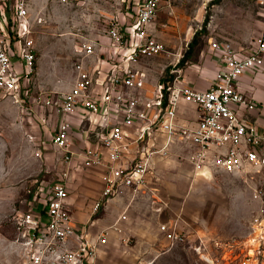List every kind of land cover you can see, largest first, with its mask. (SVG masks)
Listing matches in <instances>:
<instances>
[{"label": "rangeland", "instance_id": "rangeland-1", "mask_svg": "<svg viewBox=\"0 0 264 264\" xmlns=\"http://www.w3.org/2000/svg\"><path fill=\"white\" fill-rule=\"evenodd\" d=\"M29 2L37 68L41 59L45 86H39L36 69L27 97L0 101V264H24L20 244L15 242L14 217L25 213L36 195L37 207L44 206L51 185L66 170L63 151L52 140L61 117L44 100L47 95L61 98L75 82L73 69L81 57L76 33L90 29L107 33L112 22L126 26L140 0ZM160 5L154 31L168 51L142 60L148 76L146 94L170 76L178 60L187 79L201 66L217 72L214 41L250 52L264 37V0H161ZM194 37L192 50L184 57ZM199 83L208 88L207 78ZM55 85L61 89L53 90ZM188 113L193 116L195 112L189 109ZM95 136L90 133L87 138L75 125L71 145L81 150ZM193 151L188 142H178L157 157L146 193L132 201L127 215H117L119 200L112 202V215L100 211L96 217L104 219L102 226L119 222L101 247L98 264H243V247L254 235L252 223L264 210L263 203L253 197L254 189L264 188V182L258 176L247 178L211 165L197 169ZM76 163L77 158L71 172L80 168L77 172L83 175L87 169ZM80 181L77 177L74 184ZM75 217L81 227L89 218L84 212ZM162 225L175 228L187 239L171 241ZM99 227L96 222L91 230L97 232Z\"/></svg>", "mask_w": 264, "mask_h": 264}, {"label": "built area", "instance_id": "built-area-1", "mask_svg": "<svg viewBox=\"0 0 264 264\" xmlns=\"http://www.w3.org/2000/svg\"><path fill=\"white\" fill-rule=\"evenodd\" d=\"M160 2L140 0L131 23H111L106 34L117 61L102 81L78 62L71 89L61 98L45 97L44 105L61 117L52 140L63 151L66 170L51 185L44 206L37 207L36 195L30 208L14 217L15 242L20 244L24 264H98L99 251L108 242L110 230L118 229L119 219L93 232L94 217L114 198L128 195L132 202L146 193L156 158L178 142L194 148L197 169L211 165L247 178L258 176L264 182V131L244 114L257 103L238 86L243 73L263 68L264 37L250 52L235 49L229 42H212L218 68L205 90L182 83L178 60L171 78L157 82L151 94H145L148 76L142 60L168 51L154 31ZM33 34L29 0H0V101L18 102L30 94L37 69ZM95 48L94 42H81L78 52L88 57ZM183 104L194 105L195 119L180 121ZM75 125L87 138V132L96 133L95 141L87 139L81 150L71 145ZM75 158L77 166L104 169V188L82 227L67 202ZM253 197L264 205V188L256 186ZM262 214L252 223L254 235L243 247V264H264V210ZM162 230L175 243L187 239L167 225Z\"/></svg>", "mask_w": 264, "mask_h": 264}, {"label": "crops", "instance_id": "crops-1", "mask_svg": "<svg viewBox=\"0 0 264 264\" xmlns=\"http://www.w3.org/2000/svg\"><path fill=\"white\" fill-rule=\"evenodd\" d=\"M76 34H78L77 36H80V41H77V43H81V42L95 43L96 45L95 53L88 57L81 56L78 59V62H82L84 64L86 70L90 73L91 76L94 77L95 80L102 81L105 78L107 72L111 69L113 63L117 61V55L114 54V47L112 46V42L110 41L105 31L93 32V30L90 29L89 31L76 33ZM71 40L72 42L73 41L76 42L75 39L72 37ZM89 62H92L91 66L88 64ZM41 64H42V60L40 59L37 68V75H38L37 80H39V86L44 87L45 85L42 83V78H41V73H42ZM73 70L74 72H76L77 75V69L74 68ZM215 74L216 72L211 71L205 66L204 67L201 66L198 70L194 72L193 75L188 76L189 79L182 76L183 78L181 80L182 83L187 86H191L193 88L200 90H205L204 87L199 83L200 80L203 78H207V85L209 87L214 80ZM238 86L243 93L252 97L257 103V107L254 110H252L250 113H248L247 111L244 113L245 116L249 118L251 121H253L260 130L264 131V66L263 68L257 71L243 73L239 78ZM60 89H61L60 86L57 85L53 86V90H60ZM189 109L194 110L195 113L193 116L188 113ZM196 116L197 113L194 109V105L183 104L181 106L179 113V119L181 122L185 123L187 122L188 119H195ZM90 133L87 132L88 135ZM90 141L92 140L90 139ZM87 143L88 140L86 141V144ZM86 169L87 170L83 175H79L77 172L78 170H73L71 172L68 181L69 196L67 202L74 217L75 215H79V213L81 214V212H84L85 215L89 217L91 214L92 203L101 195V192L104 188V182L102 178L104 174V169L97 166L87 167ZM77 177L80 178L81 181L80 183L78 182V185H75L74 179ZM129 200L130 197L128 195H125L123 197H117L110 200L103 209L104 210L103 215H106L107 213L109 215H112L111 212L109 211L113 207L112 206L113 201L120 202L117 215H127L126 212L133 204L132 202H129ZM120 209L122 210L119 211ZM75 219L77 225L80 226L82 223L79 222L78 218L75 217ZM102 221L104 222L103 218L100 219L97 218L96 221L94 222V224H96V222H99L100 225L99 230L112 225L110 224V225L102 226V224L100 223Z\"/></svg>", "mask_w": 264, "mask_h": 264}, {"label": "trees", "instance_id": "trees-1", "mask_svg": "<svg viewBox=\"0 0 264 264\" xmlns=\"http://www.w3.org/2000/svg\"><path fill=\"white\" fill-rule=\"evenodd\" d=\"M219 1H220V0H216V3H218ZM195 41H196V37H194L192 43L189 44V48H188V50H187V54H185L184 57H186V56L189 55V51L192 50V47H193ZM183 62H184V59L182 60V63H183ZM168 78H171V77L169 76V77L163 78V79H161L160 82H161V83H162V82H165ZM166 93H167V92H166ZM96 216L98 217V215H96ZM96 216H95V218H97Z\"/></svg>", "mask_w": 264, "mask_h": 264}]
</instances>
